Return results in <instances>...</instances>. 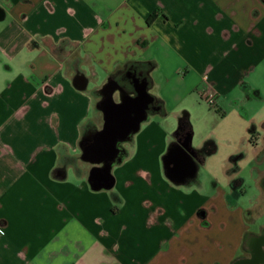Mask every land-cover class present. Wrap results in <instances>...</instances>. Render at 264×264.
<instances>
[{
    "label": "crops",
    "instance_id": "obj_1",
    "mask_svg": "<svg viewBox=\"0 0 264 264\" xmlns=\"http://www.w3.org/2000/svg\"><path fill=\"white\" fill-rule=\"evenodd\" d=\"M136 69L154 107L120 144L112 186L94 190L90 171L104 163L84 160L81 144L100 127L104 86L137 81ZM119 87L115 102L134 94ZM201 90L250 127L253 153L231 156L226 187L201 179L216 146L193 145L191 113L178 110ZM255 102L264 105V0H0V264H231L264 222V171L252 166L248 207L241 181L230 187L242 161L264 160Z\"/></svg>",
    "mask_w": 264,
    "mask_h": 264
},
{
    "label": "rangeland",
    "instance_id": "obj_2",
    "mask_svg": "<svg viewBox=\"0 0 264 264\" xmlns=\"http://www.w3.org/2000/svg\"><path fill=\"white\" fill-rule=\"evenodd\" d=\"M178 75H183L182 69L179 70ZM104 78L105 77L102 74L98 81L91 79L89 87L93 88L95 84H102ZM194 95L196 101L192 96L188 95L181 103L185 107L183 109H178L179 112L185 110L189 114L191 113L190 122L193 131L192 144L202 145L209 138L214 141L216 146V151L209 156L208 163H205L200 170L201 179L209 180V178L212 177L226 187L228 183L226 170L231 166V156L234 154L237 155L239 152L243 151L248 152V155L253 153L252 148H250V142L248 141L251 137V134L248 131L250 128L249 124L243 120L241 121L239 114L236 112H228L224 116L219 109L210 107L206 102L198 98L196 94ZM178 103V100L169 99V107L167 109L171 111L174 107L178 108ZM261 103L262 102H255L253 104L254 108H252L254 112H248V115H252V118L257 123L258 129L256 130V136H258L260 144L264 142V129L260 126V121L264 119V102L262 104L263 107H261ZM248 159L246 158L242 161V169L236 175V178H242L238 180L241 181L242 187L246 192V195H244L239 202L247 207L257 196L259 190L255 175L252 173V166L256 165L260 170L264 171V160L262 164L258 162L252 164L248 163ZM253 217L254 215L252 218ZM262 220L263 218L260 219V221ZM256 223L257 219L255 224L253 226L251 225L250 229L254 231L257 230V227L255 226Z\"/></svg>",
    "mask_w": 264,
    "mask_h": 264
},
{
    "label": "water",
    "instance_id": "obj_3",
    "mask_svg": "<svg viewBox=\"0 0 264 264\" xmlns=\"http://www.w3.org/2000/svg\"><path fill=\"white\" fill-rule=\"evenodd\" d=\"M85 81L83 76L78 77V85H84ZM104 88L107 89L106 95L97 104L103 115L102 127L81 144L84 160L104 163L100 169L102 174L96 173L97 169L90 171L88 182L94 190L112 186V181H107L110 176V167L125 155V150L120 144L139 130L141 123L147 119L149 105L154 102V98L147 91L146 82H143L141 88L135 90L134 94L127 93L118 102L112 98L115 88L107 87V84ZM121 90L119 87V91ZM183 146L184 155L188 159H193V151L189 144H183ZM231 264H264V260L252 256L237 257Z\"/></svg>",
    "mask_w": 264,
    "mask_h": 264
},
{
    "label": "flooded vegetation",
    "instance_id": "obj_4",
    "mask_svg": "<svg viewBox=\"0 0 264 264\" xmlns=\"http://www.w3.org/2000/svg\"><path fill=\"white\" fill-rule=\"evenodd\" d=\"M138 77L136 76L137 81H134L135 78H132V74H124L121 76L114 75L113 79L109 83H107V87L115 88L117 87H123V88H131L129 92L133 93L135 90L140 89L142 86V69H136ZM78 80V78H77ZM106 88H103V96L106 95ZM152 105H149V108L151 109ZM103 124V119L101 121L100 129ZM97 129V130H98ZM95 129L94 132L97 131ZM88 138V137H87ZM239 180H232L230 183V187L232 190H235L237 188V184L239 183ZM261 184L264 187V175L261 179ZM257 230L246 232L243 237V254L238 257H255V258H262L264 260V222L261 221L259 224H257Z\"/></svg>",
    "mask_w": 264,
    "mask_h": 264
},
{
    "label": "built area",
    "instance_id": "obj_5",
    "mask_svg": "<svg viewBox=\"0 0 264 264\" xmlns=\"http://www.w3.org/2000/svg\"><path fill=\"white\" fill-rule=\"evenodd\" d=\"M199 97L206 102L209 106H214L215 102H216V96L215 93L212 92H205L203 90L198 92ZM1 232V230H0Z\"/></svg>",
    "mask_w": 264,
    "mask_h": 264
},
{
    "label": "trees",
    "instance_id": "obj_6",
    "mask_svg": "<svg viewBox=\"0 0 264 264\" xmlns=\"http://www.w3.org/2000/svg\"><path fill=\"white\" fill-rule=\"evenodd\" d=\"M181 124L189 125V122L187 120V114H184L181 118Z\"/></svg>",
    "mask_w": 264,
    "mask_h": 264
}]
</instances>
